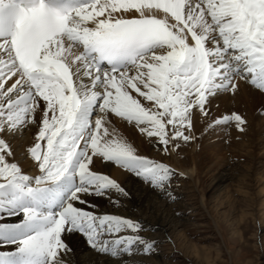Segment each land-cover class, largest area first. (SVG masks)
<instances>
[{
	"label": "snow or ice",
	"instance_id": "snow-or-ice-1",
	"mask_svg": "<svg viewBox=\"0 0 264 264\" xmlns=\"http://www.w3.org/2000/svg\"><path fill=\"white\" fill-rule=\"evenodd\" d=\"M249 84L264 92V0H0V212L22 216L0 224L14 246L0 264H70L74 233L113 257L151 252L141 222L95 210L90 197L132 195L102 169L171 196L174 171L131 136L170 156L198 132H243L215 104Z\"/></svg>",
	"mask_w": 264,
	"mask_h": 264
},
{
	"label": "rangeland",
	"instance_id": "rangeland-1",
	"mask_svg": "<svg viewBox=\"0 0 264 264\" xmlns=\"http://www.w3.org/2000/svg\"><path fill=\"white\" fill-rule=\"evenodd\" d=\"M253 88L255 89L254 86ZM259 114L264 117V112ZM220 131L218 129L207 143L215 144L223 140V145L227 147L225 151H229L232 146L231 134ZM245 131L247 132L244 128L243 132L246 133ZM181 155L179 158L183 159L184 156ZM156 159L166 163L175 173L169 183V192L172 195H165L161 200L170 206L178 220V226L167 232L152 230L154 236H149L144 223L132 218L144 225L145 232L141 235L153 242L152 251L145 253L139 247L133 253L119 257H113L109 253H102L103 255L111 257L119 264H264V205L261 202L264 194L259 193V182L256 179L260 172H264L261 167L264 159L253 161L255 168H259L258 172H245L240 168L247 163L243 156H228L229 161L235 164L232 177L222 186V189L227 190V194L223 195L232 198L229 201L225 196L221 197V192L214 194L209 191L208 177V184L201 187L195 173L187 174L163 159ZM221 160L225 162V157ZM261 175L264 177V173L259 174ZM239 189L242 192L237 193ZM131 211L136 213L134 209ZM174 232L182 234L178 242L171 236Z\"/></svg>",
	"mask_w": 264,
	"mask_h": 264
},
{
	"label": "bare ground",
	"instance_id": "bare-ground-1",
	"mask_svg": "<svg viewBox=\"0 0 264 264\" xmlns=\"http://www.w3.org/2000/svg\"><path fill=\"white\" fill-rule=\"evenodd\" d=\"M215 107L219 110L220 114H227L232 111L240 114L245 120V125L243 127L247 132L245 131L246 133H244L237 130L234 124L221 125L215 130H210L211 134L204 133L201 135L198 132L195 141H189L188 144L182 145L180 150H177L176 153L170 156L163 152L157 153L152 146L148 145L146 137L141 138L139 136L138 131L134 136H131V138L135 141L141 154H145L153 159H156L157 157L163 159L172 164L176 169L187 174L192 175L195 173L201 187L207 183L206 178L208 177L207 181H209V184H207L209 186V191H212L214 194L215 192H221V197L224 198L223 196H225L229 201L231 196L229 197V195H226L227 190L222 189V186L232 177L234 169L233 165L235 164L229 161L228 156L236 158H242L243 156L247 163L244 167L241 166L240 168L245 172H250L252 170L258 172L259 168H255L253 161L256 159H264V117L259 114L260 112H264V92L254 89L250 84L247 86L242 85L237 93L222 95L216 102ZM115 126L117 127V131L125 137L130 136L129 129L131 126L128 125L126 121L120 122L117 119ZM218 129L225 134L230 132L229 135L231 134L232 146L229 151H225L227 150V147L223 145V140H220L215 144L207 143ZM201 131H203L202 128ZM28 146L29 145L23 141L17 142L14 145L17 150L26 149ZM181 154L184 156L183 159H180ZM222 157H225V162L221 160ZM105 163L110 164V162ZM261 163V167L264 169V162ZM102 171L104 174L117 179L122 186H125L131 191L132 195L130 199L122 197L117 198L114 195L112 200L118 199V203L116 204H113L109 199L104 197H90L89 199L94 200L96 204V211L107 214H118L129 218H137L147 227L149 236H154L152 230L156 229V231L167 232L178 226V220L174 217L173 212H171L170 206L168 203L163 202L164 200H161L166 197V194H160L158 191H153L149 186L143 184L139 178H136L134 174L124 172L120 168H115L113 165H111V167L103 168ZM260 173L263 174L264 172ZM259 174L256 176L259 185L256 186L258 187L259 193L264 194V177L262 175L259 176ZM239 176L245 177L246 175ZM75 186L74 178H66L60 185L65 191L74 188ZM238 192H242V190L239 189L237 193ZM224 193L226 194L223 195ZM245 194L248 196V193ZM215 201L217 202L218 198ZM261 202H263L264 205V199ZM132 209L136 210V213H133L131 211ZM20 219H22V216H9L6 212H0V224H14L18 223ZM171 234L176 241L182 237L181 233L174 232ZM86 242V238L80 233L69 235L66 239V243H68L70 251L65 254L64 258L68 260L70 264H119L111 257L105 256L98 251H94ZM13 247L14 246L11 245L4 246L0 244V251H11L13 250ZM206 260L209 259L206 258Z\"/></svg>",
	"mask_w": 264,
	"mask_h": 264
}]
</instances>
